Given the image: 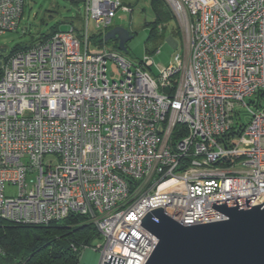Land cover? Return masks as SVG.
<instances>
[{"label": "built area", "instance_id": "obj_1", "mask_svg": "<svg viewBox=\"0 0 264 264\" xmlns=\"http://www.w3.org/2000/svg\"><path fill=\"white\" fill-rule=\"evenodd\" d=\"M72 1L85 6L81 29L0 58V217L86 215L100 233L99 264L110 254L145 264L158 243L141 224L150 210L197 224L227 217L214 202L262 204L264 0H167L186 45L158 75L151 52L133 62L90 47V21L106 32L131 4ZM24 5L0 0V35L17 29ZM110 58L120 81L108 78Z\"/></svg>", "mask_w": 264, "mask_h": 264}, {"label": "water", "instance_id": "obj_2", "mask_svg": "<svg viewBox=\"0 0 264 264\" xmlns=\"http://www.w3.org/2000/svg\"><path fill=\"white\" fill-rule=\"evenodd\" d=\"M132 38L131 31L119 25L104 33L105 41L118 40L124 52ZM8 52L9 48L0 47V58ZM255 197L214 202L213 207L227 217L197 224L180 223L163 207L150 210L141 224L157 236L158 243L145 264H264V202L240 208ZM124 262L110 254L104 264Z\"/></svg>", "mask_w": 264, "mask_h": 264}, {"label": "rangeland", "instance_id": "obj_3", "mask_svg": "<svg viewBox=\"0 0 264 264\" xmlns=\"http://www.w3.org/2000/svg\"><path fill=\"white\" fill-rule=\"evenodd\" d=\"M124 2L127 5L131 4L132 10H119L120 17H115L113 25L109 29L119 25L131 31L133 38L127 44L128 52L119 49L118 40H111L104 43V45L133 62L142 61L148 53L147 50H149L152 53L151 55H154V63L150 70L158 75L162 69L170 64L175 54L184 52L186 45L185 31L167 0H161L160 8L164 16L159 21L156 29L157 33H163V36H159L156 41L150 40L149 37L156 20L153 0H124ZM85 15V6L82 1L25 0L24 12L17 29L0 35V47L14 49L16 46L30 43L54 28L60 31H69L73 26L81 29L84 26ZM99 32L100 30L96 27L94 21H90L91 35ZM94 46H97V44L94 43V40H91L90 47ZM156 48H159L158 54L152 52ZM107 73L111 82L121 80L122 76L118 64L112 58L107 62ZM247 101L250 102L249 99ZM242 109H245V107H242ZM241 118L243 123L249 120V117L243 111H241ZM35 176L36 173H32L28 180L35 178ZM7 190L13 193L17 192L15 186L8 187ZM98 244L99 242L96 240L93 247L89 246L82 250V264H99L101 253L94 248Z\"/></svg>", "mask_w": 264, "mask_h": 264}, {"label": "trees", "instance_id": "obj_4", "mask_svg": "<svg viewBox=\"0 0 264 264\" xmlns=\"http://www.w3.org/2000/svg\"><path fill=\"white\" fill-rule=\"evenodd\" d=\"M160 4L161 0H153L156 20L149 37L153 41L163 36L156 29L164 16ZM57 31L59 30L54 28L28 44L16 46L10 52L29 48ZM104 33L100 31L93 34L91 38L94 43L103 45L109 42L104 40ZM232 132L235 133L234 130ZM99 239L97 227L86 215L78 213L48 224L19 223L0 217V264H77L81 261L80 247L93 244Z\"/></svg>", "mask_w": 264, "mask_h": 264}, {"label": "flooded vegetation", "instance_id": "obj_5", "mask_svg": "<svg viewBox=\"0 0 264 264\" xmlns=\"http://www.w3.org/2000/svg\"><path fill=\"white\" fill-rule=\"evenodd\" d=\"M128 44V43H127Z\"/></svg>", "mask_w": 264, "mask_h": 264}]
</instances>
